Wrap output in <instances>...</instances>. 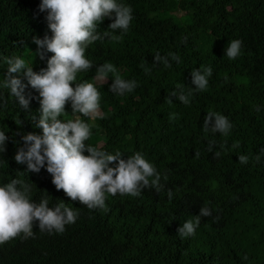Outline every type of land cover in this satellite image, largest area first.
Masks as SVG:
<instances>
[{"label": "trees", "instance_id": "obj_1", "mask_svg": "<svg viewBox=\"0 0 264 264\" xmlns=\"http://www.w3.org/2000/svg\"><path fill=\"white\" fill-rule=\"evenodd\" d=\"M117 2L133 9L129 30L116 31L123 37L119 41L109 36L89 45L85 57L93 68L78 72L72 83L73 88L94 83L101 116L73 114L69 101L61 119L79 116L90 125L86 145L120 151L124 159L141 152L160 172L164 187L159 192L145 188L138 197L106 193L107 210L89 209L56 188L47 164L39 173H28L15 155L25 147L24 135H43L36 126L42 97L25 75L13 74L28 85L30 103L25 109L0 88V131L8 137L6 150L0 149V186L22 179L31 185L34 202L47 198L53 210L63 203L79 215L62 234L41 232L35 221L32 237L21 233L0 244V264H264V0ZM41 4L0 0V82L8 77L4 57L19 56L39 73L54 55H36L34 38L53 35ZM113 22L114 14L97 31L111 32ZM234 39L242 40V52L230 60L226 48ZM157 52L175 53L180 61H170V68L154 64ZM104 63H112L122 79L135 80L137 87L123 96L111 92L113 74L104 83L95 79L96 67ZM201 66L213 69L205 91L194 92L188 105L170 95L178 85L185 92L195 88L192 72ZM209 111L230 120L228 136L203 131ZM173 113L176 118L170 120ZM236 142L239 147L233 148ZM239 155L249 156L248 164H241ZM203 206L212 216L201 217L194 236L181 238L178 229L194 221Z\"/></svg>", "mask_w": 264, "mask_h": 264}, {"label": "clouds", "instance_id": "obj_2", "mask_svg": "<svg viewBox=\"0 0 264 264\" xmlns=\"http://www.w3.org/2000/svg\"><path fill=\"white\" fill-rule=\"evenodd\" d=\"M41 11H48L47 21L52 36L43 39L38 36L34 43L39 47L36 55L45 59L46 52L53 53L47 59V68L39 73L29 66L25 59L19 56L4 57L3 63L8 66V77L0 82V88L8 89L12 97L18 99L25 109L29 107L30 97L26 98L24 84L19 76L27 77L28 84L39 91L42 97L40 118L36 125L42 128L43 135L28 133L23 136L25 147L19 148L15 160L19 164H27V172L39 173L47 164V171L53 176V184L58 190H63L73 201L79 200L89 209H106V193L115 196L130 195L138 197L145 188H154L159 192L164 185L161 183V174L153 163H150L141 152H136L127 159L116 151L115 154L100 150L98 147L86 145L85 141L91 136L90 125L77 116L76 119L63 120L61 116L66 112L65 106L71 101L72 113L82 114L84 117L96 118L100 113V92L94 83H72L77 80V73L93 68V63L85 57L86 48L96 41H103L111 37L119 41L122 35H115L117 30L126 33L133 21V9L129 5L118 3L117 0H42ZM114 22L109 25L111 32L103 34L97 31L105 18H112ZM243 42L240 39L231 40L226 48V56L230 60L237 59L242 52ZM170 61H180L175 53L167 55L155 54L154 64L162 63L170 68ZM143 68L144 65L142 64ZM26 70V71H25ZM149 72V69H145ZM113 74L114 83L110 91L123 96L131 93L136 87L135 80L122 79L112 63H104L96 67V80L106 81L109 74ZM213 74L211 66H201L193 70V84L185 92L182 86L171 92L185 105L190 104V97L194 92L205 91L209 85V78ZM227 80V76H225ZM171 102V99L167 100ZM259 111V109H257ZM213 117L214 123H213ZM176 114L169 119H175ZM233 124L230 120L218 113L209 111L204 119L203 131L208 133H221L228 136ZM8 140L5 132L0 131V149L6 150ZM214 142L209 144V152L213 150ZM225 145H221L223 149ZM239 147V142L232 146ZM87 151L90 155H84ZM264 152V149H262ZM199 157V152L196 153ZM221 156L216 151L215 157ZM260 161V156L255 157ZM118 162V163H117ZM241 164H248L249 156L239 155ZM114 165V166H111ZM167 181L168 177H163ZM215 187V184L213 185ZM31 185L22 179H12L0 186V244H3L21 233L24 238L34 235L33 226L39 221L41 232L63 233L66 225L75 224L78 211L63 203L55 209L49 207L47 198L39 203L31 199ZM172 198L171 189L167 193ZM212 216V210L203 206L200 215L195 220H187L178 229L181 238L194 236L200 225L201 217ZM217 221L219 217L215 218ZM247 259V257H244Z\"/></svg>", "mask_w": 264, "mask_h": 264}, {"label": "rangeland", "instance_id": "obj_3", "mask_svg": "<svg viewBox=\"0 0 264 264\" xmlns=\"http://www.w3.org/2000/svg\"><path fill=\"white\" fill-rule=\"evenodd\" d=\"M104 82H106V81H100V80H99V83H104Z\"/></svg>", "mask_w": 264, "mask_h": 264}]
</instances>
